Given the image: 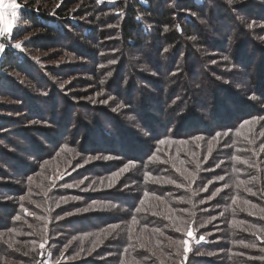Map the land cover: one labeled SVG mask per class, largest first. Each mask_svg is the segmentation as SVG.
I'll use <instances>...</instances> for the list:
<instances>
[{"label":"trees","instance_id":"obj_1","mask_svg":"<svg viewBox=\"0 0 264 264\" xmlns=\"http://www.w3.org/2000/svg\"><path fill=\"white\" fill-rule=\"evenodd\" d=\"M81 1L88 14L73 9ZM234 2L235 9L242 4L241 0ZM18 3L22 7V20L37 36L53 44L69 39L66 25L76 30L84 28L85 45L92 33L107 41L111 36L97 33L106 19L109 25H118L125 52L151 45V50L143 54L152 58L155 67L164 66L162 58L183 39L195 37L193 40L201 41L196 32L203 28L202 19L215 20L219 24L216 28L230 20L223 18L228 8L224 4L215 7L216 10L210 8L207 17L208 7L201 0L119 1L113 8L112 4L96 0H18ZM171 4L178 12L172 10ZM71 20L78 25L71 26ZM83 20L88 24L83 26ZM246 26L247 23L242 37L247 35ZM152 35L151 44L147 37ZM37 38L29 43L30 48L40 44ZM196 45L205 47L203 43ZM237 45L232 52L220 48L218 53L222 60L227 57L223 62L232 63L234 70L242 66L245 71L249 62L247 73L252 86L249 94L257 97L261 109L246 99L241 80L229 75L225 78L222 71L214 70V75L208 73L197 83L196 79H182L178 76L182 69L173 65L165 75L159 66L149 77L139 71L126 74V63L131 58L124 53L116 64L121 88L117 94L128 91L132 111L127 110V116L134 113L136 105L143 110L137 117L145 121L151 133L149 139L138 141L135 137L138 129L133 127L136 122L129 119L112 122L111 129H105L100 121H95L103 109L91 104L92 119L83 118L75 126L70 121L58 122V118L47 121L44 114L37 115L39 124L56 127L47 129L46 138L52 149L40 142L33 145L35 164L29 152L22 153L27 161L13 156L12 162L16 164L13 170L18 169L19 173L9 174L13 179H8L19 180L22 186L6 188L9 192L0 195V264H264V51L260 63L255 58L254 63L250 52L238 55L246 47L244 40ZM93 53L99 55L93 73L99 89L87 96L98 98L101 104L112 103L118 96L113 94L109 98L108 83L106 86L103 77L98 79L106 68L104 56L98 50ZM25 56V52L8 48L4 70L23 68ZM139 60L136 58V62H142ZM253 63L257 68L260 64L259 68L253 69ZM193 65L197 70L208 68L199 60ZM209 69L216 67L210 64ZM34 70L31 67L28 72L34 75L28 78L30 87L36 89L41 86L37 78L41 73ZM4 74L1 70L0 84ZM130 80L135 81L134 86ZM150 85L156 92L149 93ZM137 88L147 91L146 98L144 93L140 95L143 101L139 105L131 93ZM22 96L27 100L31 97L26 93ZM155 101L159 117L149 113ZM109 113H104L105 117L122 115L117 111ZM72 127L87 132L81 144L78 139L59 140ZM99 129L104 130L99 135L100 146L106 147L103 150L97 149L93 139ZM37 130L32 131L35 134ZM197 136L204 139L197 141ZM115 143L121 146L117 148L120 153L113 151ZM89 157L93 159L89 161ZM86 180L92 182V187L75 193L76 182ZM127 185L133 195L120 192L125 187L129 190ZM113 226L117 227L113 230ZM184 240L187 245L182 243Z\"/></svg>","mask_w":264,"mask_h":264},{"label":"rangeland","instance_id":"obj_2","mask_svg":"<svg viewBox=\"0 0 264 264\" xmlns=\"http://www.w3.org/2000/svg\"><path fill=\"white\" fill-rule=\"evenodd\" d=\"M96 1H98L99 3L104 2L107 4L109 3L110 5L112 4V7L110 8H113L115 7L113 4H117V2L119 1L130 2L131 0ZM234 1L236 0H231V3H229V0H201V2L206 3L205 6L208 7L207 12H205L207 17H209L208 13L210 8H214V10H216L215 7H217L218 5L221 6L223 4L228 7L227 9H225L227 14L224 15L223 18H225L226 21L230 19L228 21L229 23L216 28L219 24L215 22V20L205 21V19H202L203 28H201L200 31L196 32V36H199L201 41L196 42V40L190 38L183 39V41H181L178 46L172 47L171 50H169V52L166 54V56L162 58V62L164 60L166 64H164V66L158 64L155 67L152 58L143 54L151 50V45L141 50L133 48L125 52L124 45L123 47H121L122 44L121 38L118 34V25H109V22H107L106 19V22L104 24H100L102 28H98L97 33L99 35V33L105 32L107 33L108 37L111 36V38H109L107 41H105L104 38H97L96 33H92L90 35V41L86 42L87 45H85V41H83L82 39V36L87 35L84 32V28L76 30L75 28H71L69 25H66L64 26V29L66 34H69V39L60 40V44H53L46 38L39 35L37 36L35 32L32 31V28L28 26V23L22 20V7L18 3V0H15V3L20 5V7L17 9L18 17L15 25L13 26L10 34L0 35V43L4 44V51L0 53V71L3 70V72L5 73L3 75V83L0 84V195L4 196L9 192V190L6 188L13 189L12 187L21 188L22 186V184L19 183V180L15 182L14 180L8 179V177H11V175L9 174L19 173L18 169L13 170L14 166L16 165L12 162L13 158H19L21 156L20 161H27L26 154L22 153L24 151L29 152L30 156L34 158L32 163L35 164L37 155H33L34 153L32 152L33 150L31 148L33 145L40 142L43 144H47L52 149L51 142H49L46 138V135L48 133L47 129H56V127L50 124H39L38 119L35 117H37V115H40L41 113L44 114V118L48 119L47 121H53L58 118V122L60 119H62L63 121H70L75 126L78 121H83V118L92 119L93 110H91L90 108L91 104V106H99L101 109H103L99 110L100 113L98 111L99 114L96 116L97 118L95 121H100L105 129H111L110 123L112 122L127 121V119H129L130 121L136 122L133 127L134 130L138 129V131L135 132L137 133L135 134V137L138 141H145L151 137V133L148 132L145 121L142 120V117H137V115H139L143 111L142 109H137L136 105L133 107L135 108V110H133L134 113L127 116L126 111H132L130 109L132 107H130L128 104V96L126 95L128 91L123 93V95L117 94L121 91V88L119 87L120 81H117L120 77L117 74L119 72V68L116 64L121 61L124 53H127V55L131 58V61L126 63V74L130 73V71H139L141 72V74L149 77L150 75H153V72H155V69L159 66L162 68V72L165 75L167 74L166 72L168 68L170 69V65H173L182 69V73H180L178 76L183 77L182 79H185L186 77L187 80L196 79L197 83L201 81V78L203 79V77L208 73L213 74L214 70H217L216 72L222 71L225 78H228L229 75L230 78L234 76L235 78L241 80L240 84L243 86L242 88L247 92L246 99L251 101L253 104L255 103V107L261 109L262 104L259 103L258 100H256L257 97L252 95L251 93L249 94V92L252 91L251 79L249 78L250 73H247V68H250L249 62L247 63V68L245 71L242 66H240L237 70H234V68H232L231 66L233 64L230 62L224 63V59L222 60L221 58L223 56L218 52L220 48H224L227 52H232V49H234L235 46H239L237 45L238 41L241 42L244 40L246 47L244 46L245 48H242V50H240L241 53H238V55L250 52L249 55L253 56L252 62H254L255 58L257 59L255 61L260 63V58L262 57L261 53H263L264 51V0H241L240 3L242 4L238 9L233 8V4L235 3ZM11 2H13V0H0V4H4L5 6H7ZM46 5L47 4H45L44 7H46ZM50 6H52V3H50ZM49 7H47V9ZM85 7V3L81 1L79 4L75 5L73 9L77 11L82 10V12L88 14L87 8ZM170 7L174 12L177 9L173 8V4H171ZM10 13L11 9H8L4 12L3 19L0 20V26H3V24L9 19ZM241 13H244L245 15H242ZM237 15L241 16L240 20L237 18ZM70 23L71 26H73L72 24L78 25L76 24L75 20H71ZM246 23L247 35L242 37L243 32L246 31V29H244V25ZM84 24L88 23L83 20L82 25L85 26ZM35 38L40 40V44L38 46H34V48L32 49L29 47V43L36 40ZM147 39L151 41V44L154 41L153 35L148 36ZM15 43H20L22 46L21 49L15 48ZM202 43L205 44V47H199L196 45ZM8 48L14 49L17 52L20 51L22 53H26V64L23 66V68H16L15 70H11L10 67H5L6 70H4L3 63L6 60L5 51ZM78 48H81V50H78ZM97 50L99 51L100 55L104 56L103 59L106 65L105 70H102L103 72L100 73L98 79H101V77H103L106 86L108 83V88L106 87V91L108 92L109 98L114 95L118 96V98H114V102L112 101V103L105 102L101 104L99 103V100L97 102L96 99L98 98L87 96L91 91H96L97 89H99L98 83L96 82L97 77L93 74L95 73V62L98 61L97 58L99 56H97L96 53L93 52ZM152 53L153 55L156 54V52L153 50ZM136 58H140L139 61L142 62H136ZM198 60L203 61L206 66L208 65V68L202 67L201 69L203 70H197V68L193 64L194 61L198 62ZM113 61L115 62L113 63ZM210 64L214 65L216 69L210 70ZM229 64V69L231 71L227 68ZM254 66L255 69H258L260 64L258 68L257 65L254 64L253 69ZM31 67L41 73V76H39V74L37 76L41 86L36 89L34 87H30L29 84L30 79L28 78V75H34L28 72L31 70ZM130 83H133V86L135 85V81L133 80H130ZM48 85L49 88L46 89ZM225 85H227L226 81ZM229 86L233 87L232 85ZM122 88L125 89V87ZM149 90V93L151 94L152 92H156L152 85L149 86ZM169 90L170 89L165 91V93H168ZM53 91L55 92L54 94ZM25 93L27 94V96H31L30 98H28L29 100H27V97L23 98L22 94ZM131 93L134 94L133 99L135 104L139 105L140 102L143 101V99L140 100V95L144 93V98H146L147 91H144L143 89L141 91L137 88ZM131 93H129L130 96ZM19 97H21L22 99L20 98L19 100ZM203 104L205 105V102ZM157 107V101L152 103V106L149 109V113H151L150 115L159 117V107ZM114 111H117L122 115H111L112 117H105L106 114L104 113L108 114L109 112ZM130 116L132 117L131 119ZM135 116L136 118H134ZM27 121L36 122L34 123ZM141 121H143V124L145 125H143ZM162 121L164 120L162 119ZM147 123H149V121H147ZM57 128L59 127L57 126ZM33 129H38L37 131H35V134L32 131ZM41 129L44 132H41ZM74 129L75 127L70 128L69 130L72 131L68 132L64 136H60L59 140H61L63 137V139L65 140L74 142L76 139L80 141L83 139L82 137H85V133L87 132L83 131L82 133L81 129ZM100 131H102V133L104 132V130L101 129L97 130L96 135L94 134L93 139L98 146L97 149L103 150L106 147L100 146ZM72 132H75L74 136L71 135ZM25 133L28 135H23ZM81 143L82 141H80V144ZM112 147L114 152H121L120 150H118L121 148L118 143H115V145ZM4 151L8 154V156L3 153ZM11 178L13 179V177ZM91 183L92 182H89L87 180L82 182L78 181V184L76 182V185L74 186L75 193H77V191L79 190H89L90 187H92ZM175 185L179 186L178 184ZM127 187H129V190L125 187L122 188L120 192L125 193L127 191L128 195H133L134 191L130 189V186L127 185ZM97 262L99 263V261Z\"/></svg>","mask_w":264,"mask_h":264},{"label":"snow or ice","instance_id":"obj_3","mask_svg":"<svg viewBox=\"0 0 264 264\" xmlns=\"http://www.w3.org/2000/svg\"><path fill=\"white\" fill-rule=\"evenodd\" d=\"M229 3H231V0H229ZM20 7L19 4L15 3V0H13V2L9 3L7 6H5L4 4H0V20L3 19V15L4 12L7 11L8 9H11V13H10V17L9 19L3 24V26H0V35H5V34H10L11 30L13 28V26L15 25V22L17 20L18 17V13H17V9ZM137 19H139V17H137ZM193 39H195V37H193ZM14 47L17 49H21V44L20 43H15ZM4 51V44L0 43V53H2ZM224 59H227V57H224ZM115 61H113L114 63ZM101 83H103V81H101ZM254 98V97H253ZM115 110V109H114ZM246 124L252 123V121H245ZM239 135V133H237ZM220 134L218 133L217 136H219ZM224 135H227V133H224ZM197 141L203 140L204 138L202 136H197L195 138ZM215 139V138H214ZM161 143H165V141H160ZM183 143V142H181ZM111 157H105V159H110ZM89 159H93L92 157H89ZM95 159H100V157H95ZM155 159V157H154ZM126 170V169H125ZM111 186V185H109ZM68 187H71V185H68ZM249 191H251L250 189H248ZM84 211H87V209H84ZM137 211H141V209H137ZM16 219H20V217H16ZM133 222L135 223V218H133ZM115 227L117 226H113V230L115 229ZM189 236L192 235L191 231H189L188 233ZM200 239H204L203 236L200 237ZM198 242V241H197ZM182 243L184 245L188 244L187 240L182 241ZM43 247V245H41ZM185 253L188 251V248L185 247L184 249ZM187 257L185 256V259Z\"/></svg>","mask_w":264,"mask_h":264}]
</instances>
